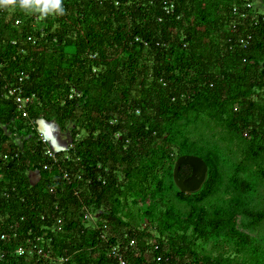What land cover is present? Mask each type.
Here are the masks:
<instances>
[{
	"label": "trees",
	"instance_id": "16d2710c",
	"mask_svg": "<svg viewBox=\"0 0 264 264\" xmlns=\"http://www.w3.org/2000/svg\"><path fill=\"white\" fill-rule=\"evenodd\" d=\"M253 1L62 0L64 13L47 16L0 8V264H118L109 257L117 245L130 264H227L228 250L264 264V242L240 221L255 228L264 213L240 194L212 204L232 142L258 141L264 151V14L232 29L235 7ZM22 73L26 95L36 96L28 118L5 98ZM38 119L73 140L58 164L45 155ZM186 155L209 168L195 194L174 181ZM242 164L233 184L246 194ZM191 174L183 166L179 176ZM86 207L97 226L84 220ZM134 209L148 221L141 227L132 226ZM213 241L226 249L217 258L204 253Z\"/></svg>",
	"mask_w": 264,
	"mask_h": 264
},
{
	"label": "rangeland",
	"instance_id": "374dc122",
	"mask_svg": "<svg viewBox=\"0 0 264 264\" xmlns=\"http://www.w3.org/2000/svg\"><path fill=\"white\" fill-rule=\"evenodd\" d=\"M255 3L257 11L261 14H264V0H256ZM221 131V130H220ZM225 143H222V148L224 151H227V146ZM258 153V157H255V152ZM261 144L259 142L251 143L248 140H242L241 138H237L232 142L231 149L232 153L226 154L223 158L228 159L230 163L226 166H222L221 171L223 174V183L221 184L220 192L214 197L212 200V204L214 205H227L229 200L236 194L242 195L243 201L245 202V207L250 210H253L257 213H264V151L260 149ZM220 149V148H219ZM242 165L243 167L241 171L238 173L237 179H239L243 183L251 184L250 190L248 193H243L242 190H237L233 184V179L235 176V168L236 166ZM33 181H38L36 176L32 177ZM125 221L129 222L128 218ZM241 222L243 223V230L250 235V237L258 242H264V222L255 227V228H247L244 227L247 223H249V219L241 216ZM133 227H141V224H144L148 221L140 219L138 215V210L134 209V218L132 219ZM220 247V249H216L215 241L210 242L206 250L204 251L205 255H212L213 258H217L220 253L225 251L226 249ZM203 252V249H200ZM227 261V264H255L252 263L250 259V255L248 253L242 255L237 254L232 250H228L224 257Z\"/></svg>",
	"mask_w": 264,
	"mask_h": 264
},
{
	"label": "built area",
	"instance_id": "2783aa9c",
	"mask_svg": "<svg viewBox=\"0 0 264 264\" xmlns=\"http://www.w3.org/2000/svg\"><path fill=\"white\" fill-rule=\"evenodd\" d=\"M248 7H251V6L249 5ZM172 8H173V6H171L170 8L168 7L167 10H171ZM234 12L236 15H240L242 18L247 17L246 13L239 11V9H237V8L234 10ZM17 24H19V22H17ZM0 76H2L1 72H0ZM28 79H29L28 75L23 73L19 77L17 85L8 87V94H7V97L13 99L15 101V104H17L19 106V111L22 112V115L24 118L29 117L28 107L34 103L35 98H36L35 95L27 96L25 93L24 86H25V83ZM41 120H43V119H38L36 122H37V130L40 134L39 138L42 141V143L46 146L45 155L48 159H50V161H52L55 164H58L59 154L68 152L70 150V148L74 146L73 140L71 139L70 136L63 135L61 128L59 127V125L56 122H48L47 121L46 126L41 127L39 125ZM55 141H56V144L60 148L59 150H56L54 148L55 147L54 146ZM16 156L18 157V154H16ZM7 158L8 157L6 156V159ZM51 168L52 167L50 166L49 163L44 165V170H49ZM37 172L41 173L38 170H37ZM37 172H36V174H37ZM64 177L66 180H68L70 182L71 178L67 172L64 173ZM77 179L81 180V179H83V177L79 176ZM84 220L86 222H89V223L97 226L95 215L91 211H89V208H87V207L84 209ZM57 223H58L57 230L62 231L64 218H62V217L59 218ZM104 229L106 230L107 226H105ZM103 238L105 239L106 236L104 235ZM6 239H7V235L3 232H0V240L5 241ZM136 245H137V242L135 240H132L125 248H126V250H128L129 248H135ZM33 249L35 251L37 250V252L40 255H45V253L41 249V247L35 246ZM154 249L156 251H159L160 246L156 244ZM16 253L19 256H24L27 253V249L25 246H20L16 249ZM109 257L113 258L114 260H117L118 264H130L125 257V251H123V249L119 245L113 246L111 248V251L109 253ZM157 259H158V262L162 261L161 256L158 257Z\"/></svg>",
	"mask_w": 264,
	"mask_h": 264
},
{
	"label": "clouds",
	"instance_id": "9594fccd",
	"mask_svg": "<svg viewBox=\"0 0 264 264\" xmlns=\"http://www.w3.org/2000/svg\"><path fill=\"white\" fill-rule=\"evenodd\" d=\"M256 2L257 1L255 0V1H253V3L252 2L247 3L246 4L247 9H245V10H240L239 8H237V9H239V11L247 14V17H246L247 20L249 19V17H252L253 19L257 18L258 17L257 15L259 14V12L257 11L256 5H255ZM249 5L251 7H248ZM171 6H173V8L171 10H167V8L168 7L170 8ZM17 7H19L21 10H23L25 13H28V14L38 13L41 16H47L50 14L62 15L64 13V7H63L62 0H0V8H6V9H9L10 11H14ZM174 8H175V5H173L172 3H168L166 5L165 9L167 10V12L168 11L174 12ZM235 9H236V7H235ZM250 9L252 10L251 14H253V16L250 15ZM233 14L236 16V20L234 21L233 26H232L233 31H235L236 27H238V21L242 20V19H246V18H242L240 15H236L234 11H233ZM251 40H252V36H248V40L241 39L240 41H244L245 43H249V42H251ZM22 74H20L18 76V79ZM27 75L29 77V74H27ZM5 98L8 100H11V101L13 100L11 98H8L7 95L5 96ZM13 102L15 103L14 100H13ZM35 103H36V98H35L34 103L31 104L30 106L34 105ZM20 113H22V112H20ZM43 120H45V119H43ZM6 156L8 157L7 159H6ZM15 156H16V154H15ZM4 159L8 160L9 155H5ZM36 172L37 171L30 174V179L33 183H37L38 181H40V180L33 181V179H32L33 176H36Z\"/></svg>",
	"mask_w": 264,
	"mask_h": 264
},
{
	"label": "water",
	"instance_id": "95a60500",
	"mask_svg": "<svg viewBox=\"0 0 264 264\" xmlns=\"http://www.w3.org/2000/svg\"><path fill=\"white\" fill-rule=\"evenodd\" d=\"M47 124L46 120H41L39 125L45 127ZM54 148L59 150V146L54 143ZM183 166H189L192 169V174L184 179L179 176V173ZM209 168L208 164L204 159L198 156H182L178 159L174 170V181L179 190L185 194H195L201 191L208 180ZM38 180L41 179V174H36Z\"/></svg>",
	"mask_w": 264,
	"mask_h": 264
}]
</instances>
